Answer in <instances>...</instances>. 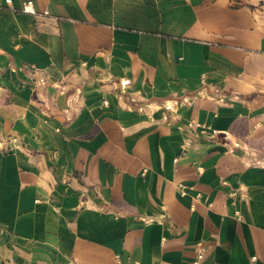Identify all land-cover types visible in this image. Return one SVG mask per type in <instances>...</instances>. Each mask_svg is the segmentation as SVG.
Masks as SVG:
<instances>
[{
  "label": "crops",
  "instance_id": "1",
  "mask_svg": "<svg viewBox=\"0 0 264 264\" xmlns=\"http://www.w3.org/2000/svg\"><path fill=\"white\" fill-rule=\"evenodd\" d=\"M0 0V264H264V0Z\"/></svg>",
  "mask_w": 264,
  "mask_h": 264
},
{
  "label": "built area",
  "instance_id": "2",
  "mask_svg": "<svg viewBox=\"0 0 264 264\" xmlns=\"http://www.w3.org/2000/svg\"><path fill=\"white\" fill-rule=\"evenodd\" d=\"M7 1H10V0H7ZM22 12H25V13H30V14H35L36 13V10L34 9V6H33V3L31 0H26L24 1L20 8H19ZM203 254H204V248L203 246L200 244L197 248V251H196V259L194 260V264H197V261L200 260L202 257H203ZM138 264V263H136Z\"/></svg>",
  "mask_w": 264,
  "mask_h": 264
}]
</instances>
